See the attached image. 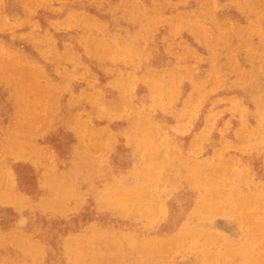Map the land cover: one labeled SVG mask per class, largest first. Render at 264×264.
Segmentation results:
<instances>
[{
	"label": "rangeland",
	"instance_id": "374dc122",
	"mask_svg": "<svg viewBox=\"0 0 264 264\" xmlns=\"http://www.w3.org/2000/svg\"><path fill=\"white\" fill-rule=\"evenodd\" d=\"M74 5V28L101 37H66ZM0 38V264L129 248L147 259L130 264L248 263L264 225V0H0ZM72 239L87 262L66 255Z\"/></svg>",
	"mask_w": 264,
	"mask_h": 264
},
{
	"label": "bare ground",
	"instance_id": "6f19581e",
	"mask_svg": "<svg viewBox=\"0 0 264 264\" xmlns=\"http://www.w3.org/2000/svg\"><path fill=\"white\" fill-rule=\"evenodd\" d=\"M14 4H16V3H14ZM91 7L92 8H90L91 10L89 11V16H91L93 19H100V13L103 12V7L100 8V4H98V2H97V4H94ZM72 8H73V11H70L68 13L69 18L68 19L66 18L65 20L63 19V21H64V24H63L64 31L63 32L66 33V37H71L72 32L75 33L74 35L76 37H95V38L101 37V33L104 32V28L103 27L100 28V23L97 25L96 28L86 27L85 25L83 27L74 28L75 25L71 24L73 22L72 21L73 18L77 17V15L78 16H82V13H80L78 11V9L76 8L75 5ZM52 14H54V13H52ZM108 15L109 14H108L107 11L104 12L105 19H108ZM54 24H58V20H51V25L53 27H54ZM73 29H74V31H72ZM142 31L143 30L134 32L135 39H136V37H140L141 34L143 35V37L146 36V33H142ZM46 33H48V32H46ZM135 39H132V41H135ZM4 42L2 40V43H4ZM36 44H38V43H36ZM128 48H129L130 51H132V48H136V47L134 46V44H130V45H128ZM68 52H69L68 50H65L64 54H67ZM5 55L8 56V57H12V56H10V54H5ZM0 73H3V68H0ZM16 82H17L16 83V88L17 89L14 91L13 96L18 101H22V103H24L25 100H28L30 98H29V95L22 89L25 88V87H26L25 90L27 88H30L31 87V83L25 77L24 78H20ZM6 160L7 159L5 158V156L0 154V188H1V184L4 182L3 181L4 177H2V175H1L2 172H3L2 170L6 169V166L8 164V162H6ZM20 186H22V184H20ZM16 188L18 189V187H16ZM16 188H14V186H13V190L14 191H16ZM138 194L139 193H137L135 197L132 196V197H128L126 199H122L121 203L124 206H127V207L139 206L140 203L142 202V199H140L141 196H139ZM252 228L256 231V232L252 233L253 236H252V241L250 243L252 248L250 250L245 251L243 253V255H244L243 259L248 262L247 264H263L262 260L260 262L259 259L255 258V257H260V258H261V256L264 257V225L262 227L258 223L257 224H252ZM250 235H251V233H250ZM72 240L75 241L74 246L76 245V247H70L69 249H67L66 255L69 256V257H71L73 255L77 259L78 262H81L82 260L84 262H87L88 260H86L85 257L87 259H88V257L86 255L84 256V252L81 249L80 241L78 242L76 239H72ZM206 242L209 245L208 246L207 255H209V254L212 255V254L217 253V251H218V253L220 251H222V248H220L221 246L220 245L218 246V245L214 244L211 239H208ZM121 253L123 254V256H120L119 254H115L109 259L107 264H123V262L124 263L127 262V264H130V262H132L136 258H138V259L141 258L144 262H147V259H146V257L143 256V254H139V252H135L131 248H129L128 251L121 252ZM253 254H255V255L252 257ZM215 256H216V258L219 257V255H217V254ZM205 257L206 256H204L203 261L201 262V264H206L207 263ZM227 257H225V258L227 259ZM162 260H163V257L160 256L158 262L155 263V264H163ZM89 261H90V264H100V257L99 258H98V256L90 257ZM152 262L153 261H151L150 263H152Z\"/></svg>",
	"mask_w": 264,
	"mask_h": 264
}]
</instances>
